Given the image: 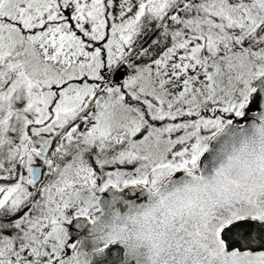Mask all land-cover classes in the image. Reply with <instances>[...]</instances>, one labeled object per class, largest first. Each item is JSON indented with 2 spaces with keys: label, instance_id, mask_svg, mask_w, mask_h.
<instances>
[{
  "label": "snow or ice",
  "instance_id": "6c2138e0",
  "mask_svg": "<svg viewBox=\"0 0 264 264\" xmlns=\"http://www.w3.org/2000/svg\"><path fill=\"white\" fill-rule=\"evenodd\" d=\"M0 264H264V0H0Z\"/></svg>",
  "mask_w": 264,
  "mask_h": 264
}]
</instances>
